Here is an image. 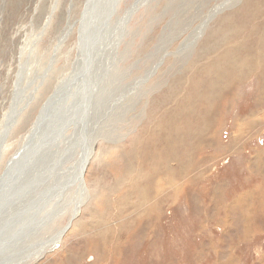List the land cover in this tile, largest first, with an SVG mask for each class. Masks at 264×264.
I'll return each instance as SVG.
<instances>
[{
    "label": "rangeland",
    "instance_id": "374dc122",
    "mask_svg": "<svg viewBox=\"0 0 264 264\" xmlns=\"http://www.w3.org/2000/svg\"><path fill=\"white\" fill-rule=\"evenodd\" d=\"M226 1L0 0V127L9 105L20 107L0 175L39 114L48 121L38 145L24 158L23 143L13 162L0 214V264H264V68L249 71L247 57L264 5L253 14V0ZM227 53L241 64L238 85L222 88L205 118L209 79L220 60L230 66L222 62ZM79 60V79L62 97L58 86ZM79 108L94 135L87 192L59 243L36 253L68 222L81 194L63 183L53 198L47 186L77 156L67 155L61 137L82 128L74 122ZM26 224L31 231L22 230ZM27 248L34 255L20 262Z\"/></svg>",
    "mask_w": 264,
    "mask_h": 264
},
{
    "label": "bare ground",
    "instance_id": "6f19581e",
    "mask_svg": "<svg viewBox=\"0 0 264 264\" xmlns=\"http://www.w3.org/2000/svg\"><path fill=\"white\" fill-rule=\"evenodd\" d=\"M95 1V0H94ZM113 1V0H112ZM115 1V0H114ZM226 1V0H225ZM259 0H253V14H254V7H255V9L257 8V9H260L262 12H263V5H264V0H260L259 2H258ZM227 2V1H226ZM246 2V1H245ZM248 2V1H247ZM246 2V3H247ZM259 3H261V5L259 4ZM243 4V3H242ZM263 4V5H262ZM135 5H133V7H134ZM243 6H246V4H244ZM87 7V6H86ZM85 7V8H86ZM241 7H242V5H241ZM248 7H251L250 5H249V3H248ZM219 8V7H218ZM242 9V8H241ZM249 9V8H248ZM252 9V8H251ZM256 9V10H257ZM127 10V9H126ZM104 11V10H103ZM107 11V10H106ZM238 11V10H237ZM245 11V10H244ZM92 12V11H91ZM218 12V11H217ZM230 12V11H229ZM238 12H240V11H238ZM238 12L237 13H235L234 15H236V14H238ZM242 12V11H241ZM247 12V11H246ZM214 13V12H213ZM243 13V12H242ZM93 14V13H92ZM227 14V13H226ZM248 14V13H247ZM251 14V13H250ZM257 14V13H256ZM233 15V14H232ZM232 15H230V16H232ZM233 15V16H234ZM240 15V14H239ZM260 15V14H259ZM261 15H263V13L261 14ZM126 16H127V13H126ZM229 16V15H228ZM248 16V15H247ZM246 16V17H247ZM264 16V15H263ZM236 17V16H235ZM238 17H241V15L240 16H238ZM245 17V16H244ZM253 17V16H252ZM259 17V16H258ZM250 18V17H249ZM222 19H224V18H222ZM238 19V18H237ZM241 20H242V17L240 18ZM245 19V18H244ZM252 20H253V18H251ZM251 19L249 20V21H251ZM258 19V18H257ZM236 20V19H235ZM234 20V21H235ZM263 21H260L259 23H255L254 25H253V27H256L257 28V32H255V33H258V30L260 31L259 33H258V35H256L252 40H253V42L252 41H250V42H252V43H254V44H252L251 45V47H252V49L250 50V51H248L249 52V55L247 56V57H249V71H251V70H253V69H255V68H257L258 66H259V68H260V71H261V69L262 68H264V52L262 51V50H260V46H264V18L262 19ZM220 21V20H219ZM90 22V21H89ZM237 22V25H238V21H236ZM258 22V21H257ZM245 22H243V24H244ZM92 24V23H91ZM214 24V23H213ZM221 24V23H220ZM223 24V23H222ZM231 24V23H230ZM235 24V23H234ZM248 24V23H247ZM246 24V25H247ZM224 25H226V24H224ZM240 25H242V24H240ZM240 25H239V27H240ZM246 25H245V28H246ZM218 26V25H217ZM89 27V26H88ZM221 27H222V25H221ZM235 26H233L232 28H234ZM237 27V26H236ZM255 28V29H256ZM217 29H218V27H217ZM239 29V28H238ZM242 29V28H241ZM87 31V30H86ZM89 31V30H88ZM93 31V30H92ZM217 31V30H216ZM219 31H220V27H219ZM224 31V30H223ZM227 31V30H226ZM253 31V30H252ZM225 32V31H224ZM231 32V31H230ZM233 32V31H232ZM238 32V31H237ZM200 33V32H199ZM252 33V32H251ZM251 33H249V34H251ZM254 33V32H253ZM238 34V33H237ZM239 34H240V31H239ZM246 34V33H245ZM197 35H199V34H197ZM220 35H223V34H220ZM226 35V34H225ZM234 35H235V33H234ZM234 35H232V36H234ZM219 36V35H218ZM224 36V35H223ZM238 36V35H237ZM250 36V35H249ZM197 37V36H196ZM235 37V36H234ZM253 37V36H252ZM85 38V39H84ZM83 38V40H85V43H88V41L90 40V38L88 39V37L87 36H85ZM219 38V37H218ZM221 38V37H220ZM219 38V39H220ZM226 38V37H225ZM247 38V37H246ZM251 38V37H250ZM217 39V38H216ZM223 39V38H222ZM245 39V38H244ZM249 39V38H248ZM225 40V39H224ZM234 40V39H233ZM205 41V40H204ZM203 41V42H204ZM208 41V40H207ZM221 43H222V41L221 40H219ZM240 41V40H239ZM242 42H244V41H242ZM241 42V43H242ZM247 42V41H246ZM246 42H245V44H246ZM248 42H249V40H248ZM92 43V42H91ZM191 43V42H190ZM209 43V42H208ZM229 43V42H228ZM231 43V42H230ZM83 44V43H82ZM211 44V43H210ZM209 44V45H210ZM208 45V46H209ZM213 45V44H212ZM219 45V44H218ZM249 45V44H248ZM97 46V45H96ZM220 46V45H219ZM222 46V45H221ZM243 46H244V43H243ZM82 47H88V45L87 44H85V45H82ZM90 47V46H89ZM205 47V49H206V46H204ZM214 47V46H213ZM213 47H211V49H213ZM247 47V46H246ZM245 47V48H246ZM251 47H249V49L251 48ZM93 48H94V42H93V45H92V52H93ZM235 48V47H234ZM237 48V47H236ZM95 49H97V48H95ZM119 49V48H118ZM216 49H218V47L216 48ZM226 49V48H225ZM240 49V48H239ZM88 50V49H87ZM98 50V49H97ZM202 50V49H201ZM204 50V49H203ZM232 50V49H231ZM238 50V49H237ZM89 51V50H88ZM211 51H213V50H211ZM226 51V50H225ZM238 51H240V50H238ZM247 51V50H246ZM245 51V52H246ZM99 52V51H98ZM208 52V51H207ZM232 52V51H231ZM235 52V51H234ZM237 52V51H236ZM247 52V53H248ZM85 53V52H84ZM84 53H82L83 55L82 56H84L85 54ZM88 53V52H87ZM225 53V52H224ZM239 52H237L236 54H238ZM92 54V53H91ZM100 54V53H99ZM211 54H213V53H211ZM215 55V54H214ZM219 55V54H218ZM241 55V54H240ZM80 57H81V55H79ZM207 57H208V55H206ZM213 56V55H212ZM243 56V55H242ZM93 57V56H92ZM95 57V56H94ZM222 58H223V60L224 61H222V62H229L230 63V66H226L225 65V63H220V61H219V63H217V71H218V73L215 75V76H213L212 74V76H213V78H212V76H211V78L209 79V85H210V87L209 86H207V87H209L208 88V91H209V93L208 94H211L210 96V98H208L206 101H207V104L210 106H208V108H207V111H205V113L203 114V117H204V115H205V118H207V117H209V115H210V110L213 108V106H214V104H215V102H216V100H217V98H216V96L219 94V93H221V89L222 88H226V87H228L229 88V86H227V85H230L231 84V86H230V88H232V83H233V87H235L236 85H238V83H237V81H238V77L239 76H241L240 74H239V76H238V71H236V69H237V67L239 66V65H241L240 64V62L238 61V59H237V56L236 57H233V56H229L228 55V53H227V55L225 54V55H222L221 56ZM239 57H241V56H239ZM210 58H211V56H210ZM213 58V57H212ZM244 58V57H243ZM246 58V57H245ZM78 59V58H77ZM85 59H86V57H85ZM95 59H97V58H95ZM206 59V58H205ZM214 59V58H213ZM212 59V60H213ZM77 61V60H76ZM83 61V60H82ZM85 61V64H86V67H90L92 64V58L90 59V58H88V59H86V60H84ZM208 62H209V60H207ZM206 61V62H207ZM211 61V60H210ZM215 61V60H214ZM248 61V60H247ZM95 62V61H94ZM212 62V61H211ZM216 62H218V61H216ZM241 62H242V59H241ZM243 62H245V60L243 61ZM78 63H80V65L78 66ZM78 63H77V68L76 67H74L75 68V71H74V69L72 70V72L70 71V75H68V77L66 78V79H63V82H62V84L60 85V86H58L59 87V90H60V92L59 93H61V95H62V97L64 96V92L66 91V89H67V87L70 85V87L72 86V85H74V83L76 84L77 83V80L79 79V77H78V74H79V72H78V70L80 71V69H81V65H83V63L79 60L78 61ZM204 63H205V61H204ZM209 64V63H208ZM248 65V64H247ZM93 67H94V64L92 65ZM206 66V65H205ZM216 66L214 67V68H216ZM93 67H92V69H93ZM245 67V66H244ZM246 67H248V66H246ZM99 69V68H98ZM199 69V68H198ZM197 69V70H198ZM207 69V68H206ZM242 69V68H241ZM244 69V68H243ZM196 70V69H195ZM213 71V70H212ZM211 71V72H212ZM214 71H216V70H214ZM216 71V72H217ZM241 71V70H240ZM244 71H246L245 69H244ZM243 71V72H244ZM263 73H264V71H262ZM88 73V72H87ZM90 73V72H89ZM205 73V72H204ZM247 73V72H246ZM82 74V73H81ZM89 75H91V74H89ZM93 75V74H92ZM196 75V74H195ZM194 75V76H195ZM198 75V74H197ZM200 75V74H199ZM210 75V74H209ZM87 75L85 74L84 75V79H85V77H86ZM193 76V77H194ZM206 76V75H205ZM208 76V75H207ZM226 76H228L229 78L227 79L226 78ZM195 77H197V76H195ZM210 77V76H209ZM245 77V76H244ZM82 78V77H81ZM88 78V77H87ZM92 78V77H91ZM198 78V77H197ZM200 78V77H199ZM83 79V80H84ZM87 80V79H86ZM92 80H93V78H92ZM201 80V79H200ZM240 80H242V78L240 79ZM240 80H239V82H240ZM196 81V80H195ZM205 81V80H204ZM84 82V81H83ZM83 82H81V83H83ZM87 82V81H86ZM193 82V81H192ZM194 83V82H193ZM263 82H261V84H262ZM91 84V83H90ZM201 84V83H200ZM206 84V83H205ZM260 84V83H259ZM80 85V84H79ZM79 85L77 86V88L79 87ZM193 85V84H192ZM207 85V84H206ZM179 86V85H178ZM263 87H264V85H262ZM261 86V87H262ZM81 87V86H80ZM94 87V86H93ZM56 88H57V86H56ZM69 88V87H68ZM72 89H73V87H71ZM83 88V87H82ZM91 88V87H90ZM197 88V87H196ZM206 88V87H205ZM229 88V89H230ZM63 89L65 90V91H63ZM86 89V88H85ZM88 89V88H87ZM92 89V88H91ZM192 89V88H191ZM199 89V88H198ZM69 90V89H68ZM84 90V89H83ZM90 89H88V91H89ZM223 90H226V89H223ZM263 90V89H262ZM53 91H55L56 92V90H53ZM189 91H190V89H189ZM202 91V90H201ZM52 92V91H51ZM75 92V91H74ZM78 92H81V90H78ZM78 92H75V93H78ZM87 92V91H86ZM85 92V93H86ZM92 92V91H91ZM94 92H96V94H97V91H94ZM191 92V91H190ZM193 92V91H192ZM54 93V92H53ZM57 93V92H56ZM59 93H57V95H56V98L57 97H59ZM73 93V92H72ZM81 93H79V95H80ZM94 94V93H93ZM199 95V93H191V95H190V97L192 98L193 96H198ZM203 95V94H202ZM94 97H95V95H93ZM204 96H206V95H204ZM49 98V97H48ZM55 98V99H56ZM188 98V97H187ZM90 99V98H89ZM202 99L204 100V98L202 97ZM206 99V98H205ZM48 100V99H47ZM192 100H194V99H192ZM51 101H54V98H52V100ZM75 101V100H74ZM78 101V100H77ZM79 101L81 102V99H79ZM83 101V100H82ZM189 101H190V99H188L187 100V103H188V105H191L192 103L190 102L189 103ZM201 101V100H200ZM205 101V100H204ZM183 102H184V100H183ZM182 102V103H183ZM202 102V101H201ZM17 103H19V102H17ZM185 103V102H184ZM204 103V102H203ZM80 105H81V103H80ZM178 105V104H177ZM179 105H180V101H179ZM186 105V104H185ZM75 105H73V107H74ZM88 106V105H87ZM184 106V105H183ZM205 106V105H204ZM46 107V106H45ZM79 107V106H78ZM89 107V106H88ZM92 107V106H91ZM179 107V106H178ZM20 108V107H19ZM18 105L17 106H14V107H12L11 105H9V108H8V110H7V112H6V116H5V118H4V122L1 124V127H0V155H1V152H2V146H3V144H4V142H5V140H6V138H5V136L7 135V133H8V129H9V126H10V123L12 122V120L15 118V117H18L17 116V114H18ZM47 108V107H46ZM192 108V107H191ZM42 109V108H41ZM205 109H206V107H205ZM66 110H67V107H66ZM81 110H82V108H79L78 110H77V112L79 111V116H77L76 117V120L73 118L72 120H75L74 122L76 123V125L79 123L81 126H82V128L81 129H79L78 127H76L75 129H74V131L71 133V135L69 134V135H66V136H64L63 138L61 137V140H68V144L67 145H69V148L70 149H65V151L67 150V155H72V157L74 158V152H77V156L75 157V159H74V163L73 164H71L70 165V169L65 173V175L64 176H62L63 178H59V180H56V182L54 181V182H51V183H49L47 186H49L50 187V189H51V194L49 195L50 197H56V194L63 188L62 187V185H63V183L66 185H74V184H76L77 185V191H78V193L80 192L79 191V188H80V190H81V194H77V196H76V202L74 203V206H73V208H72V212H71V217L68 219V222L64 225V226H62L60 229H58L55 233H53V234H51L52 235V238L51 239H49L42 247H40L37 251H36V253H38V252H40V250L41 249H43L45 246H46V244H57V243H59V241H58V239L60 238V236L63 234V232L65 231V230H67L66 228L70 225V219L74 216V215H76L77 213H78V211H79V208H80V205H81V200L79 201V200H77V198L78 197H81V196H84L85 195V193L87 192L86 190H85V187H84V171H85V169H86V163H87V161H88V159H89V156H90V154H91V152H92V150H93V132H91V131H89L90 130V128H89V130H88V128H87V125H88V123H89V118H86V116H82V113H81ZM86 110H88V109H86ZM203 110H204V108H203ZM91 111V110H90ZM76 112V113H77ZM43 113V112H42ZM49 113V112H48ZM170 113V112H169ZM52 114V113H51ZM196 114V113H195ZM199 114V113H198ZM45 115H47V114H45ZM54 115V114H53ZM76 115V114H75ZM178 115V114H177ZM68 116H69V113H68ZM42 116H41V114H39V116L36 118V121L34 122V125H33V128H32V132L31 133H28L27 135H26V137H24L23 139H22V142H21V144H20V146H19V148L9 157V159L7 160V163H6V166L4 167L5 168V172L4 173H1V175H0V214H1V211H2V208H3V205H4V199H5V195L4 194H6L7 193V191H11V189H7L9 186H10V184H11V179H12V177H13V174L15 173V170H16V168H14V166H15V164L16 163H13L14 162V160L16 159H20L21 158V154H22V152H20L21 151V148H22V146H23V143L25 144V142H26V152L24 153V158L26 157V155L28 154L29 155V153L30 152H32V149L36 146V145H38V143H39V141H40V138H41V135H42V132L44 131V127L47 125V123H48V121L45 119V120H42V118H41ZM50 117H53V116H50ZM44 118V117H43ZM71 120V121H72ZM167 120V119H166ZM169 121H171V119H169ZM173 123H174V121H173ZM46 124V125H45ZM97 124V123H96ZM170 124V123H169ZM45 125V126H44ZM66 125V123H63L62 125H61V127L59 128V130L58 131H61L62 133H63V129H64V126ZM91 125L92 124H90V127H91ZM177 125V124H176ZM55 126V125H54ZM53 126V127H54ZM174 126V125H173ZM172 127V126H171ZM176 128L177 127H175V130H176ZM56 129H57V127L55 126L52 130H51V132L48 134V136L50 135V137L51 138H53L54 137V135H53V132L54 131H56ZM174 129V128H173ZM168 131V130H167ZM171 131V130H170ZM58 133V132H57ZM60 133V132H59ZM61 133V134H62ZM53 135V136H52ZM46 136V135H45ZM59 136V135H58ZM57 136V137H58ZM5 138V139H4ZM54 139V138H53ZM155 139H156V137H155ZM42 140V139H41ZM44 140V139H43ZM158 140V139H157ZM162 141V140H161ZM157 143V142H156ZM155 143V144H156ZM164 143V142H163ZM160 146V145H159ZM162 147V146H161ZM163 147H164V145H163ZM162 147V148H163ZM42 148V147H41ZM44 148V147H43ZM174 148V147H173ZM165 149V148H164ZM157 150H159V149H157ZM156 150V151H157ZM29 151V152H28ZM163 151H165V150H163ZM166 152V151H165ZM174 153V152H173ZM165 156H166V154H165ZM164 157V156H163ZM23 158V159H24ZM33 158V157H32ZM57 158V157H56ZM55 158V159H56ZM28 159H30V157H28ZM163 159V158H162ZM26 160V159H25ZM24 160V161H25ZM35 160V159H34ZM52 160V159H51ZM180 160V159H179ZM19 161V160H18ZM23 161V162H24ZM27 161H29V160H27ZM47 161V160H46ZM49 161V160H48ZM184 161V160H183ZM17 162V161H16ZM180 162V161H179ZM28 163V162H27ZM30 163L32 164V162L30 161ZM35 163V162H34ZM33 163V164H34ZM182 163V162H181ZM29 164V163H28ZM49 164H51V163H49ZM25 165V164H24ZM45 165H46V163H45ZM56 165V164H55ZM60 165V164H59ZM30 166V165H29ZM37 166V165H36ZM17 167H19L20 168V165L19 166H17ZM42 167V166H41ZM52 167H54V166H52ZM48 168V167H47ZM40 169V168H39ZM42 169V168H41ZM45 169V168H44ZM59 169V168H58ZM48 170V169H47ZM33 171V170H32ZM31 171V172H32ZM43 171V170H42ZM46 171V170H45ZM16 172H18V171H16ZM29 172V171H28ZM35 172V171H34ZM38 172V171H37ZM36 172V173H37ZM28 174V173H27ZM29 175V174H28ZM60 175H63V174H60ZM18 176V175H17ZM33 176V175H32ZM57 176V175H56ZM34 177V176H33ZM53 177V176H52ZM58 177H59V175H58ZM57 178V177H56ZM35 180V179H34ZM33 180V181H34ZM37 180H39L38 178H37ZM52 180V179H51ZM43 181V180H42ZM156 181L157 180H155L154 182H152V185H151V187L149 188V190L150 191H148V192H152L153 191V189H154V187H155V185H156ZM15 182V181H14ZM5 184H7L6 186H4ZM20 185V184H19ZM25 185V184H24ZM64 185V187H66ZM86 186V185H85ZM18 187H20V186H18ZM17 187V188H18ZM29 187V186H28ZM10 188V187H9ZM24 188V187H23ZM38 188H39V186H38ZM14 189V188H13ZM65 189V188H64ZM25 190V189H24ZM18 191V190H17ZM50 191V190H49ZM62 191L63 190H61L59 193H62ZM13 192H14V190H13ZM11 193V192H10ZM21 193V192H20ZM155 193H156V191H155ZM154 193V194H155ZM33 194V193H32ZM49 194V193H48ZM60 195V194H59ZM8 196V195H7ZM45 196V193L43 192V197ZM26 197V196H25ZM30 198V197H29ZM146 198H148V193L146 194L145 192H143L142 193V199H143V201H145V200H147ZM26 199H27V197H26ZM37 199H38V197H36V202H37ZM49 199V198H48ZM60 200V199H59ZM7 201V200H6ZM9 201V200H8ZM29 201V200H28ZM79 201V202H78ZM31 202V201H30ZM44 202V201H43ZM1 205H2V207H1ZM40 206V205H39ZM39 209V208H38ZM26 211H28V210H26ZM9 212V211H8ZM12 213V212H11ZM32 214H34V213H32ZM31 214V215H32ZM26 215V214H25ZM12 217H14V218H18V217H22V215H21V211H20V213H19V215H16V214H14V215H12ZM39 221H41V219L39 220ZM43 222V221H42ZM44 223V222H43ZM19 224V223H18ZM45 224V223H44ZM24 225V224H23ZM21 226V225H20ZM26 226H27V224H26ZM44 226V225H43ZM0 230L2 229V227L3 226H1V224H0ZM13 227V226H12ZM34 227V226H33ZM22 230H26V231H29L30 230V228H28V226L26 227V228H24V229H22ZM32 230H33V228H32ZM31 231V230H30ZM34 231V230H33ZM1 234V233H0ZM107 234V233H106ZM22 236V234H20L19 236H17L16 237V242L18 241V239L20 238ZM102 236V235H101ZM12 238H9V240H11ZM15 239V238H14ZM100 240L103 242L104 240L100 237ZM15 242V243H16ZM24 242V241H23ZM107 242V241H106ZM22 244V243H21ZM20 244V245H21ZM28 245V244H27ZM26 245V246H27ZM52 247V246H51ZM10 248V247H9ZM47 248V247H46ZM21 252V251H20ZM35 253V254H36ZM20 254V253H19ZM21 255V260H20V262H22V261H25V260H28L30 257H32L33 255H34V253H31L30 251H29V249L27 248L26 250H23V252L20 254ZM37 255V254H36ZM36 257V256H35ZM38 257V256H37Z\"/></svg>",
    "mask_w": 264,
    "mask_h": 264
}]
</instances>
